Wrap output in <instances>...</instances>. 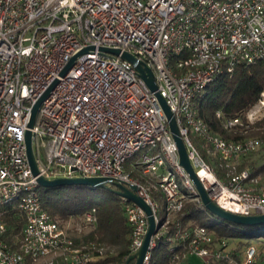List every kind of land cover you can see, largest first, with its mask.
Masks as SVG:
<instances>
[{
	"label": "built area",
	"instance_id": "obj_1",
	"mask_svg": "<svg viewBox=\"0 0 264 264\" xmlns=\"http://www.w3.org/2000/svg\"><path fill=\"white\" fill-rule=\"evenodd\" d=\"M123 52L152 68L157 90ZM258 61H264V0H0V264H38L54 254L66 264H88L103 254L76 244L44 208L39 176H102L130 189L136 185L159 225L143 264H153L160 245L181 248L172 264H191L190 256L202 264H256V246L236 251L226 239L216 242L208 226L180 220L188 204L209 211L181 164L157 92L173 112L210 198L240 215L262 214L261 169L237 166L263 146L262 138L247 133L264 117V92L245 118L222 120L239 139L213 132L198 113L199 99L217 77ZM55 82L30 127L35 104ZM28 130L33 146L37 138L49 145L44 163L37 159L38 175L28 158ZM156 186L166 200L163 218L150 193ZM120 197L135 253L147 234L148 214ZM11 206L25 218L17 247L6 237ZM83 221L97 224L95 206Z\"/></svg>",
	"mask_w": 264,
	"mask_h": 264
},
{
	"label": "trees",
	"instance_id": "obj_2",
	"mask_svg": "<svg viewBox=\"0 0 264 264\" xmlns=\"http://www.w3.org/2000/svg\"><path fill=\"white\" fill-rule=\"evenodd\" d=\"M263 92L264 61L249 65L242 64L233 73H224L217 77L207 87L204 96L199 99L198 113L213 132L224 136V138L239 139V134L229 132L223 127L222 120L235 117L245 118L248 110L259 101ZM218 110L222 112L221 118L216 116ZM252 130L253 136L256 135L264 140V117L249 128V131ZM256 167L259 170L264 169V163L253 165V168ZM109 185L118 190L115 184L109 183ZM87 187L84 184L50 188L41 186L40 195L43 206L63 220L72 218V216H85V213L95 206L98 217L96 227L81 236H74L76 244L93 245L96 247L94 251L96 255H99L98 249L103 247L106 249L102 255L88 264H127L128 258L133 254L129 246L131 229L120 202L121 198L105 197L95 203H86L84 199ZM185 211L186 214L179 217L183 223L206 225L214 231L215 238L218 240L237 237L234 238L238 239L236 240L237 244L235 248H232L236 251L239 250L241 244L246 246L249 243L248 240L243 241L238 237L248 233L264 236V224L254 227L239 226L216 216L213 220L206 221L203 219L201 211L195 209L194 204H188ZM5 220L9 231L6 237L14 247H17L18 239L15 236H20L25 225V218L18 207L11 206L5 215ZM180 250L181 248L172 250L169 246L160 245L153 252L152 262L153 264H172V256ZM55 264L66 263L61 260ZM129 264H135V260L129 261ZM212 264H228V262L213 260Z\"/></svg>",
	"mask_w": 264,
	"mask_h": 264
},
{
	"label": "water",
	"instance_id": "obj_3",
	"mask_svg": "<svg viewBox=\"0 0 264 264\" xmlns=\"http://www.w3.org/2000/svg\"><path fill=\"white\" fill-rule=\"evenodd\" d=\"M85 49L84 51H86ZM104 51L113 53L115 55H118L121 53L119 51L120 49H112V48H103ZM122 57L124 59H127L130 61V63H133L134 66L137 69L138 74L147 82V84L150 86V89L153 91L157 90V84L155 82V75L154 71L151 67L146 66L142 61H140L137 57L130 54L129 52H123ZM73 61V60H72ZM72 65V62L70 63ZM70 65L65 69L63 73H65L69 68ZM56 82L45 92V94L37 101L33 108V115L32 119L30 121L29 126L33 127L35 124L36 116L38 113V110L45 99V97L48 95V92L54 88ZM157 96L159 98V101L168 117L169 125L171 128V131L174 135V140L176 141L178 148H179V154H180V161L181 164L186 168V170L190 174V178L193 179L195 185L197 186V189L199 191V194L202 199V204L206 207V209L214 216L229 221L233 224L239 225V226H258L264 224V213L262 214H254V215H240L231 211H228L221 206H219L215 201H213L208 191H206L205 187L201 183L199 177L197 176L195 169L193 165H191V161L188 157L187 148L185 146V143L180 135L179 127L177 124V121L174 117L173 112H171V109L169 105L167 104L166 100L157 92ZM26 143H27V153L28 158L30 162V166L32 168V171L35 175L39 174V168L37 163V158L34 151L33 146V138H32V132L30 130L26 133ZM38 182L41 186L45 187H65V186H75V185H85L90 186L92 188H105L108 183L115 184L118 187V190H115L114 192L120 196L127 197L129 200L137 203L139 206H141L146 213L148 214V220H149V227L147 234L145 236L143 245L139 250H137L135 253H133L130 258H128L127 264H129V261L135 260V264H143L145 255L149 251V247L151 244V240L153 235L156 233V231L159 228V225L156 224V220L154 219L155 216L153 214V211L151 209V206L138 194H136V190L138 189L136 185H132L131 189L126 187L123 182L115 181L107 177L102 176H78V177H57L48 179L44 176L38 177Z\"/></svg>",
	"mask_w": 264,
	"mask_h": 264
},
{
	"label": "rangeland",
	"instance_id": "obj_4",
	"mask_svg": "<svg viewBox=\"0 0 264 264\" xmlns=\"http://www.w3.org/2000/svg\"><path fill=\"white\" fill-rule=\"evenodd\" d=\"M253 130L249 131L247 133V135H249L250 137L253 136L252 135ZM256 136V135H254ZM48 142L46 140H41L39 138H37L34 141V150H35V154L37 159H39L40 163H44L45 161V157L47 156V152H48V148L49 145H47ZM240 166H237L238 170H241L242 168H253V165L256 166V164H262L264 163V146H261L259 149H257L256 153L254 152L252 155H250L248 158H246L244 161L242 160L240 162ZM163 167H158V172H162L163 171ZM261 175L262 177H264V169H261ZM145 181H148V179H146ZM110 183V182H109ZM106 186V188H93L88 186L85 190H86V198L84 199V201L86 203H95L97 201L102 200L105 197H120V195L116 194L114 191L116 189L112 188L110 185ZM149 183V181H148ZM154 183V182H151ZM152 194V196L156 199V201L160 204L161 209L159 212V215L163 218L164 216V207L166 204V200L164 195L162 194L161 190L158 189V187L156 186V190H152L150 192ZM121 198V197H120ZM202 217L204 220L206 221H210L214 219V216H212L211 213H206V212H202ZM58 220H60L61 224L63 226H65V228L69 231V233L71 235L74 236H81L82 234L88 233L90 231H92L96 225H88L83 221V216H72L69 217L67 220H63L60 217H58V215H56ZM237 237H231V238H224L227 241V244L229 246V248H235L236 246V240L238 239H234ZM241 238V240L245 241L248 240L249 243L248 245H254L256 246L257 250H258V255H257V259H256V264H264V236H258L257 234L253 233H248L245 234L242 237H238ZM222 240V239H221ZM220 239L218 240V238H216V242L221 241ZM95 244V242H93ZM246 245V246H248ZM244 245H240L239 250L244 249L243 247ZM103 252L106 251V249L103 247ZM63 261L64 258L62 255L60 254H54L48 257H45L43 259H41L38 264H55L59 261ZM203 259L201 257L198 256H190V262L191 264H202Z\"/></svg>",
	"mask_w": 264,
	"mask_h": 264
}]
</instances>
